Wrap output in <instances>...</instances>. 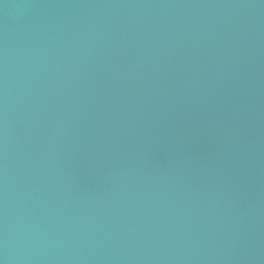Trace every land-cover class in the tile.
I'll return each instance as SVG.
<instances>
[{"label":"water","instance_id":"water-1","mask_svg":"<svg viewBox=\"0 0 264 264\" xmlns=\"http://www.w3.org/2000/svg\"><path fill=\"white\" fill-rule=\"evenodd\" d=\"M0 264H264V0H0Z\"/></svg>","mask_w":264,"mask_h":264}]
</instances>
